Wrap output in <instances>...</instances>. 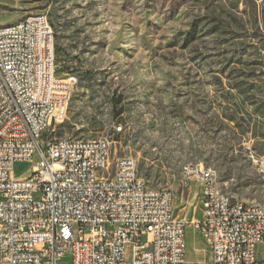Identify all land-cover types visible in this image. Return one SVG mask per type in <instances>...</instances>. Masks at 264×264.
I'll list each match as a JSON object with an SVG mask.
<instances>
[{"label": "rangeland", "instance_id": "374dc122", "mask_svg": "<svg viewBox=\"0 0 264 264\" xmlns=\"http://www.w3.org/2000/svg\"><path fill=\"white\" fill-rule=\"evenodd\" d=\"M37 14L57 79L77 77L43 140L107 138L134 158L148 187L172 192L187 261L210 264L182 169L211 168L221 190L264 205V0H0V26Z\"/></svg>", "mask_w": 264, "mask_h": 264}, {"label": "built area", "instance_id": "2783aa9c", "mask_svg": "<svg viewBox=\"0 0 264 264\" xmlns=\"http://www.w3.org/2000/svg\"><path fill=\"white\" fill-rule=\"evenodd\" d=\"M46 15L0 26V264H191L173 194L147 186L136 160L107 138L43 140L77 77L57 79ZM17 163L33 164L15 177ZM201 219L191 223L210 264H264V207L190 166Z\"/></svg>", "mask_w": 264, "mask_h": 264}, {"label": "bare ground", "instance_id": "6f19581e", "mask_svg": "<svg viewBox=\"0 0 264 264\" xmlns=\"http://www.w3.org/2000/svg\"><path fill=\"white\" fill-rule=\"evenodd\" d=\"M201 169H204V171H213L211 168H206L204 166H200ZM190 166H186L182 169V173H187ZM253 205H256L257 207H264V205L253 203Z\"/></svg>", "mask_w": 264, "mask_h": 264}]
</instances>
